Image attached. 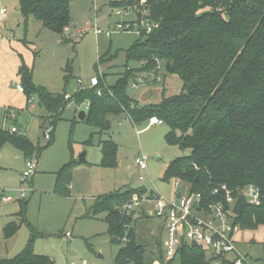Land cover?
<instances>
[{
  "label": "trees",
  "instance_id": "trees-1",
  "mask_svg": "<svg viewBox=\"0 0 264 264\" xmlns=\"http://www.w3.org/2000/svg\"><path fill=\"white\" fill-rule=\"evenodd\" d=\"M143 8L145 13H138V18L158 23V27L149 33L141 31L145 39L126 51L125 62H138L147 72L155 73L159 71L156 60L163 68L170 63L171 74L182 81L179 94L157 105H136L126 92L130 80H136L135 74L126 66L112 86L106 87L98 79L97 86L66 98L65 93L54 95L36 86L31 70L22 64L18 71L23 92L37 96L49 112L52 126L70 101L88 102L90 122L99 133L109 130L110 115L128 114L134 123L158 117L169 128L165 134L167 144L190 150L188 155L170 161L162 179L180 180L189 185L191 192L206 198H212L211 190L218 184L224 183L233 190L250 184L257 186L260 204L245 205L235 220L240 230L257 229L264 225V0H146ZM18 9L25 19L39 20L57 35H62L70 23V0H18ZM52 139L51 135L44 146H34L26 137L0 129V148L9 143L26 157L38 155ZM99 145L101 165L115 167L116 144L103 139ZM76 164L71 157L56 173L55 194H69ZM135 191L139 195L145 193L144 189L111 193L92 207L93 213L107 214L105 220L113 242L121 243L116 237L123 236V225L130 222L121 217L118 209ZM21 202L18 223H26V202ZM18 226L16 222L5 225L4 237H11ZM127 236L129 242L121 245L116 264H143V250L131 227ZM0 264L54 262L27 248L17 260L0 259ZM180 264H211V260L201 247L184 245Z\"/></svg>",
  "mask_w": 264,
  "mask_h": 264
},
{
  "label": "rangeland",
  "instance_id": "rangeland-1",
  "mask_svg": "<svg viewBox=\"0 0 264 264\" xmlns=\"http://www.w3.org/2000/svg\"><path fill=\"white\" fill-rule=\"evenodd\" d=\"M113 1L119 0H70V32L62 31V35H57L43 27L39 20L22 17L18 11V0H0V7L4 6L8 17L6 21L0 19V62L10 63L8 56H5L7 53L2 38L11 44L18 40L24 42L28 48L23 50L21 58L31 70L32 82L54 95H73L86 89L91 77L102 80L104 76L105 86H112L127 67L133 69L135 79L146 76L148 72L140 63L125 62L126 51L145 39L139 31L138 22V12H143L126 11L117 15L115 12L124 6L112 5ZM130 21L135 22L133 29H114L117 23ZM88 25L90 29L86 28ZM95 27L100 28L102 33L95 35ZM78 31H82L81 36ZM105 32H110V36L107 37ZM158 76L160 80L148 78L145 83L135 86H132L135 80H130L127 94L133 97L137 105L150 106L181 92L182 81L176 74L162 68ZM9 87L14 89L15 83H11V86L9 83ZM31 99L33 108L13 109L12 118H4V111L0 109V126L10 129L15 118L18 133H23L35 145L42 146L46 140L42 136L40 117L48 112L37 106L35 97ZM7 100L13 106V94L7 95ZM77 106L75 101L68 102L54 126L46 123L49 129L53 127V139L49 145L41 148L38 155L26 157L9 143L0 149V190L14 199L0 203V259L17 260L23 250L30 248L33 254L50 257L54 264H80L83 261L89 264H116L122 244L112 241L106 230L104 214L93 213L88 202L82 210V205L53 193V172L63 162L71 157L78 160L82 155L89 162L100 155L97 129L90 122L88 109ZM80 110L86 114L83 120L78 119ZM109 126L107 133H110L117 147L113 171L121 189L153 190L166 199H171L174 192L185 193L189 189L186 183L175 187L173 182L162 179L164 166L170 160L190 153L189 149L167 144L164 135L169 128L166 124L147 126L146 121L134 123L119 114L109 116ZM102 138L106 139V136L103 134ZM136 154L147 156V169L140 170L134 163ZM26 160L35 161L36 169L32 176L22 180ZM21 190L25 191L24 198L27 200L26 223H17L19 226L13 236L5 238L2 228L6 223V214L3 211L7 205L15 208ZM140 208H145L144 214ZM164 222V218L149 213V203L145 200L141 201V207L134 210L130 226L133 227L136 243L143 250V264H162ZM66 232L69 236H66ZM235 245L237 251L252 264H262L264 225L255 230H240L235 235Z\"/></svg>",
  "mask_w": 264,
  "mask_h": 264
},
{
  "label": "built area",
  "instance_id": "built-area-1",
  "mask_svg": "<svg viewBox=\"0 0 264 264\" xmlns=\"http://www.w3.org/2000/svg\"><path fill=\"white\" fill-rule=\"evenodd\" d=\"M125 2L121 10H117V15H122L126 11L138 12L143 8L146 0H119ZM145 13V9L141 10ZM139 13V12H138ZM6 9H0V19H5ZM139 22V31L145 33L151 32L158 27V23L143 19ZM134 21L120 22L114 27L117 31H128L133 29ZM64 33L70 32V27L66 26L63 29ZM94 34H101L100 28L93 29ZM81 36L82 31H78ZM105 35L110 36V32H105ZM156 68H163L162 63L156 60ZM147 78L160 80L158 73L153 71L148 72L146 76L138 77L132 86L137 83H144ZM98 85V79L91 77L89 86L92 88ZM19 92H23V87L20 84L15 85ZM96 93L100 94V90L96 89ZM66 98H68L66 96ZM28 103H32V99H28ZM88 106V102L87 105ZM133 107V104H131ZM130 119L128 114L124 115ZM163 121L156 116L149 118L148 124H162ZM10 133H17L16 127L9 130ZM44 137L50 139V132H46ZM147 156L145 154L137 155L134 159L135 164L141 170L147 168ZM36 169V163L33 160H26L24 170L21 173V179L26 180L32 176ZM180 184L179 180L174 181L175 187ZM242 192L245 196V205L257 206L261 202L260 189L252 184L243 187L242 189H230L226 184H218L211 190L212 198H206L201 193L188 191L187 193H178L177 198L168 200L159 192L150 190L144 193L145 196L133 195L132 198L122 204L118 212L122 218H130L134 208L141 205V201L149 200L153 203L151 215L164 218L165 243L162 264H180L181 249L184 245L192 246V243L197 244L206 251L207 257L211 260V264H252L248 258L239 253L235 245V235L240 231L239 225L235 222L238 215L232 210L235 204L237 194ZM25 191H19L17 199H24ZM14 199L6 194L4 190H0V203H8ZM244 205V206H245ZM228 207L225 209V207ZM232 215V216H231ZM125 228L122 237H116L124 245L129 242L127 231L130 228V223H124ZM69 236V233H66ZM80 264H89L82 262ZM133 264V263H131ZM262 264H264V259Z\"/></svg>",
  "mask_w": 264,
  "mask_h": 264
},
{
  "label": "crops",
  "instance_id": "crops-1",
  "mask_svg": "<svg viewBox=\"0 0 264 264\" xmlns=\"http://www.w3.org/2000/svg\"><path fill=\"white\" fill-rule=\"evenodd\" d=\"M113 2H111V4ZM2 7L4 8V6H1L0 8H2ZM18 11H19V9H18ZM7 18L8 17H6L5 19H1V20L2 21H6ZM5 28H6V24H5ZM86 28L90 29V25H88ZM97 35H99V34H97ZM2 39H3V42H4L3 46L5 47V52L7 53V54H5V56H8V61H10L9 64L3 63L2 61L0 62V109H3V111H4V114H3L4 118H8V117L12 118L11 112H13V109L15 111H18V109H21V108H26L27 110L29 108L31 110L33 108L32 107L33 100H32V103H28V99H30L32 97L36 98V100H37L36 104H37V106L40 109H45L44 106H42V104L38 100L37 96H35V95L27 96L25 94V92H19L16 89V87L14 89H11L9 87V83H10V86H11V83L12 84L15 83V85L18 84L17 82H19L20 85H22L21 84V77L19 75V71L18 70H19V67L22 64L25 65L23 63V61H22L21 55L24 54L23 50H25V48H28V45L25 44L24 42H21L20 40H18V41H16V42L11 44L9 41H7V39H5V38H2ZM97 79H99V78H97ZM147 79H146V81H147ZM102 82H103V85L105 86L104 76L102 77ZM106 87H109V86L107 85ZM9 94L10 95L13 94V97L15 99L14 103H13V106H11L9 104V101L7 100V95H9ZM65 96L70 97L71 95H67L65 93ZM131 98L133 99L132 96H131ZM134 102H135V100H134ZM86 105H87V101L82 103V104H79L78 106L79 107L83 106L84 108H86L87 107ZM136 105H137V103H136ZM76 106H77V104H76ZM36 111H37V113L39 112L38 109H36ZM41 117H40V127H41V129H43L42 130V136L46 140V138L44 137L45 133L49 131L50 134H51V131H52V128L49 129L46 126L47 122L50 123L49 112H48V114L46 116H44L42 118ZM124 118H126V117L124 116ZM4 122H6V120H4ZM146 122H147V126H157L158 125V124H150L149 125L148 124V120ZM11 124L12 125L10 126V129L12 127H16V119L15 118H14V120H13V122ZM0 129L5 130V131H9L10 130V129L4 128V126H0ZM16 129H17V133L16 134H20L22 136L24 135L23 133H18L19 129L17 127H16ZM107 132L108 131H106L104 133H99L98 130L96 131V133L98 134L97 145H98V147L100 149V155L94 156V158L92 160H90L89 162L85 161V160L79 161V159L77 160V159L74 158L77 161V164L72 169L71 181H70V184L68 185L69 194L66 195V196H60V195H57V194H55L53 192L56 196L65 197L67 199H70V201H72L73 203L82 205V210H83V208H84V206H85V204L87 202L89 203L88 204L89 206L93 207L95 202L101 197L107 196V195H109L111 193H124L126 191L135 190L134 188L121 189L120 188V181L118 182L117 179L115 178V175H114V171L113 170H114L115 167L107 168V167H104V166L101 165L102 152H101V147L99 145V141L103 140L102 135L104 134V136H106L105 140H112L116 144V142L112 139V136L110 135V133H107ZM136 132L138 133L139 130L137 129ZM24 137H26V136L24 135ZM164 138H165V135H164ZM29 141L32 143L31 140H29ZM46 142H47V140H46ZM46 142H45V144H46ZM32 144L34 146H41L39 144H36V145L34 143H32ZM44 145H42V146H44ZM136 156H137V154L135 155V157ZM135 157H134V159H135ZM172 160H170V161H172ZM67 162H68V160L63 162L60 165V167L58 168V170H55L53 172L54 178L56 176V173L59 171V169ZM169 163H167L164 166L163 172H164L165 168L167 167V165ZM174 181H175V179L171 180V182H173V183H174ZM0 182H1V179H0ZM180 183H183V182L180 181ZM188 188L189 189H187V190L190 191V187H188ZM187 190H186L185 193L188 192ZM149 191L145 190V194L148 193ZM178 193H181V192H174L173 193V197L171 199H168V200H173L174 198H177L176 196L178 195ZM136 194L139 195L138 192L135 191L132 194V196L136 195ZM142 195L145 196L144 194H142ZM132 196H131V198H132ZM139 196H141V195H139ZM18 200H19L18 204L15 205V208H13V205H12V207L7 205L5 210L3 211V214H6V223H5V225H7L10 222H16V223L19 222L20 219L18 217V212L20 210V203H22L21 201H25L26 204H27V200L25 198L21 199V200L18 199ZM145 202L149 203V213H151L152 210H153V203L150 202L149 200L148 201L146 200ZM1 206H2V204H0V208H1ZM139 207H141V205ZM139 207L134 208L132 210L130 218H129L130 222H131L134 210L138 209ZM82 210H81V212H82ZM140 210H142V213L144 214L145 208H140ZM102 214H104V221H105V223H107L106 220H105L107 214L105 212H103ZM14 218H16V219H14ZM15 220H18V221H15ZM164 224H165V222H164ZM5 225L3 226V228L5 227ZM131 228L133 229V227H131ZM107 229H108V227H107V224H106V230ZM133 233H134V231H133ZM99 257H102V256L99 255ZM154 264H157V263L154 262Z\"/></svg>",
  "mask_w": 264,
  "mask_h": 264
},
{
  "label": "water",
  "instance_id": "water-1",
  "mask_svg": "<svg viewBox=\"0 0 264 264\" xmlns=\"http://www.w3.org/2000/svg\"><path fill=\"white\" fill-rule=\"evenodd\" d=\"M165 70L168 72V73H171L172 72V67L170 65V63H166L165 64ZM85 118V112L84 111H79L78 112V119L79 120H83ZM84 160V157L83 155L79 158V161H83ZM178 196V195H177ZM245 205V196L242 192H239L237 194V197H236V200H235V204H234V207H233V212L236 214V215H240L242 210H243V207ZM228 207L226 206L225 209H227ZM192 246L193 247H197V244L195 243H192Z\"/></svg>",
  "mask_w": 264,
  "mask_h": 264
}]
</instances>
